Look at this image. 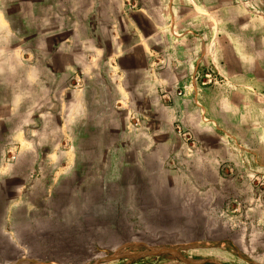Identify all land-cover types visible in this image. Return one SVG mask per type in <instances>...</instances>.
Returning <instances> with one entry per match:
<instances>
[{
	"label": "crops",
	"instance_id": "0c3cea01",
	"mask_svg": "<svg viewBox=\"0 0 264 264\" xmlns=\"http://www.w3.org/2000/svg\"><path fill=\"white\" fill-rule=\"evenodd\" d=\"M7 1L0 4V90L6 95L5 101L7 96L11 101L1 104L0 112L31 111L40 117L44 107L54 112L61 106L58 102L33 109L28 99H22L27 90L21 88V94L16 93V71L25 85L32 87L35 79L48 80L52 95H68L70 100L69 137L61 136L59 120L58 131H53L57 136L53 139H63L60 144L66 149L17 153L18 159L36 161L32 170L38 172L45 160H52L56 161L53 167L57 170L75 176L81 170L94 173L91 182L99 184L101 191L105 185H119L117 190L106 187V193L122 200L118 190L122 195L131 192V206L136 210L143 207V214L150 218L153 212L149 210L170 207V201L188 207L193 196L205 201L203 207L211 206L213 193L219 189L201 180L218 183L220 175L227 172L225 166H243L245 171L253 165L264 169V0H134L136 6L129 12L121 0H100L101 8H93V0H88L90 6L79 22L72 19L66 27L47 26L42 21L35 28L36 32L41 31L39 37L30 27L29 17H23L20 10L10 13L4 8ZM29 1L36 0H19ZM69 1L72 4L74 0ZM111 1L116 2L115 7L110 6ZM62 32L67 34L59 36ZM13 36L21 39V48L41 49L40 54L34 51V69L30 70L28 57L5 56L6 50L14 47ZM36 38L34 44L31 39ZM98 57L116 61L122 75L117 90L129 96L128 108L136 112L135 123L128 119L127 109L115 112L109 105L93 107L88 100L86 81L108 78L102 74L101 78L89 79L97 72ZM211 67L225 80L218 78L201 87L195 84L198 91L175 95L176 89L194 84L193 80ZM75 73L86 76L82 92L67 90L66 83ZM47 85L43 87L48 88ZM163 91L171 94V101L162 98ZM96 108L97 113L106 111L107 117L115 118L94 122L98 119L94 120L93 115ZM112 112L117 114L111 116ZM178 117L198 136L197 151L193 152L172 133L170 122ZM20 128L15 137H23L25 126ZM94 134L104 144L99 154L91 150ZM46 139L50 137L46 135ZM43 144L54 146L45 140ZM79 145L84 147V154ZM28 167L27 163L25 168H18L11 161L5 167L7 177L18 173L27 177ZM46 175L32 180L33 185L26 183L27 178L20 179L18 186L21 190L27 187L26 194H32L36 187L44 188L45 183L51 182ZM125 201L124 206H130ZM119 207L116 203L108 210ZM0 208V242L16 249L15 254L21 253L25 248L23 238L7 232V227H14L16 224L12 223L20 218L17 224L21 230L30 232L33 206H28V201L19 204L11 200ZM139 216L136 214V218Z\"/></svg>",
	"mask_w": 264,
	"mask_h": 264
},
{
	"label": "rangeland",
	"instance_id": "374dc122",
	"mask_svg": "<svg viewBox=\"0 0 264 264\" xmlns=\"http://www.w3.org/2000/svg\"><path fill=\"white\" fill-rule=\"evenodd\" d=\"M3 1L0 0V4L4 3ZM99 1L93 0V8L103 7ZM121 2L124 4L126 12L136 6L134 0H121ZM70 3L69 0H57V2L36 0L24 3H20L19 0H8L4 4V8L10 13L20 10L23 17L27 19L29 17L32 20L30 27L35 31L42 21L47 26L57 24L66 27L72 22V19H77L79 22L78 19L83 17L90 4L88 0H74L72 4ZM110 6L115 7L116 2L111 1ZM40 33L41 31H35L38 37L41 36ZM65 33L67 34V32ZM65 33H59V36H64ZM20 40L13 36L14 47L7 49L5 56L28 57V63L32 66L30 70H32L35 68L32 63L35 59V52L39 53L41 49L38 46L34 49L21 48ZM31 40L37 44L38 38ZM110 58L114 59L115 57L111 56ZM105 60L98 57L99 64L95 67L97 72L91 74L89 79L101 78L102 74L107 75L108 78L104 75V80L86 81L88 83L86 88L89 90V96H86L88 100L92 101L93 107L109 105L115 112L127 109L128 119L135 123L136 112L128 108L129 96H123L117 90V87L121 85L122 75L119 73L116 61ZM206 70L213 73L214 78L202 84L201 82L205 80L203 72ZM18 72H13L16 75L14 83L18 88L16 93L20 95L21 88L23 91L27 90L25 92L27 95H23L22 99H28V104L33 109L43 108L46 104L48 105L46 107H50L51 104L58 102L61 106L57 109L58 111L54 112L46 110L47 108L44 107L45 110L40 112V117L31 111L1 110L0 112V163L2 164L0 166V207L3 203H10L11 200L17 201L19 204L28 201V206L30 204L33 206L30 211L33 217L30 232L21 230L20 224H17L20 218L16 223H12L17 226L10 229L7 227V232L11 231L17 238H23L24 251L15 254L16 249L6 247L5 242H0V264H10L21 256L40 258L61 264H92L97 259H100L97 264H139L136 262L139 257H130L127 254L146 252L154 247L174 248L180 253V256L169 253L147 254L140 256L142 261L147 260L144 264H264L263 168L253 165L252 169H247L246 172L243 166L240 169L238 166H232L233 169L225 166L227 172L220 175L218 183H213L212 179L201 180L211 186L215 185L219 189V192L213 193L209 202L211 206L203 207L205 201L193 196L188 207H181L182 203L179 201H170V207H156L152 211L149 210V212H153L149 218L143 214L145 210L143 207L136 210V207L131 206L133 203L131 192L122 195L121 189L118 190L122 200H117L116 197L111 198L110 192L106 193V187L109 191L117 190V188H121L119 185H105L101 191L98 187L99 184L97 186L91 182L94 173L81 170L75 176L64 171L63 168L61 169L63 171L57 170L56 167H53V163L56 161L52 160H45L37 172L31 167L36 163L34 159L30 158L28 161L18 159L16 155L21 152H33L41 148L43 151L66 149V145L62 143L61 146L60 144L63 139H53L57 137L53 135V131H58L56 125L59 120L61 136L64 139L69 137V111L67 108L70 102L68 95H52L53 90L47 85L48 80L35 79L32 87H29L20 79ZM203 72L201 78L199 77L198 80L194 78V84L187 83L191 84V87L186 93L191 90L198 91L194 89L195 84L201 87L215 83L218 78L225 80L213 67L206 68ZM75 74L70 81H67V90L82 92L86 76L81 73ZM64 82L66 80L61 81L60 84L63 85ZM44 84L48 88L43 87ZM187 84L176 89L175 95ZM103 85H105V89ZM91 91H97V93L94 94ZM161 96L164 100L171 101L172 96L168 91H163ZM5 98L4 91L0 90V106L8 100L11 101L9 96H7V101ZM20 103L19 98V106ZM96 110L97 108L93 110L94 120L95 117L98 119L94 122L115 118L113 115L117 114L112 112L110 115L113 117H107L109 113L106 111L97 113ZM176 123L181 129L188 132L189 140L186 145H191L190 148L193 149V152L197 151L198 136L183 119L178 117L173 119L170 125L172 133L180 142L182 138L175 131ZM44 124L47 127L40 129V125L44 126ZM22 126H25L23 137L20 135L15 137L14 134L21 130ZM46 135L50 139H46ZM93 138L94 144L91 150L99 154L104 150V144L101 143L98 134H94ZM43 140L45 143H53L54 146L44 145ZM80 146L82 145L78 147ZM80 149L77 148L78 151ZM82 151H84L83 146ZM236 151L238 150H233L234 153ZM82 154L84 153L82 152ZM11 161L18 168H25L28 163L27 177H22L19 173L17 176L7 177L8 168L5 170V167ZM222 172H224L223 169ZM45 174H47L45 178L50 176L48 178L51 179V182L45 183L44 188L39 186L37 189L36 187L37 191H33L32 194H26L27 187L21 190L18 186L20 179L27 178L26 183L33 185V181L43 178ZM81 180L83 182L79 184ZM190 193L194 194V192ZM164 195L167 196L168 193H164ZM125 200L129 201L127 204L130 206H124ZM116 203L120 205L117 210H108L112 206L115 207ZM203 211L205 214L202 213ZM136 214L140 215L139 218H136ZM137 241L140 243H136ZM112 254L123 256L105 258Z\"/></svg>",
	"mask_w": 264,
	"mask_h": 264
},
{
	"label": "water",
	"instance_id": "95a60500",
	"mask_svg": "<svg viewBox=\"0 0 264 264\" xmlns=\"http://www.w3.org/2000/svg\"><path fill=\"white\" fill-rule=\"evenodd\" d=\"M162 253H169V254L180 256V253L176 249L169 248V247H154V248H150L149 251H146V252L129 253L127 255L130 257H139V256L147 255V254L154 255V254H162ZM120 256H123V255L112 254V255H109L108 257H105V258H115V257H120ZM105 258H103V259H105ZM99 261H100V259H97L92 264H97ZM26 262L34 263V264H36V262H37V264H40V263H43V264H61V263H57V262H53V261H45L43 259H34V258L23 257V256L14 259L11 264H21V263H26Z\"/></svg>",
	"mask_w": 264,
	"mask_h": 264
},
{
	"label": "built area",
	"instance_id": "2783aa9c",
	"mask_svg": "<svg viewBox=\"0 0 264 264\" xmlns=\"http://www.w3.org/2000/svg\"><path fill=\"white\" fill-rule=\"evenodd\" d=\"M203 77H205V80L201 82L202 84L205 82H209V81H211L212 78H214L213 73H211L210 71H207V70L205 72H203ZM190 87H191V84H187L181 91L178 90L176 92V95L185 94L190 89ZM175 131H176L177 135L182 138L181 139L182 144H186V142L189 140V136L187 135L188 132H185L183 129H181L177 123L175 124Z\"/></svg>",
	"mask_w": 264,
	"mask_h": 264
},
{
	"label": "trees",
	"instance_id": "16d2710c",
	"mask_svg": "<svg viewBox=\"0 0 264 264\" xmlns=\"http://www.w3.org/2000/svg\"><path fill=\"white\" fill-rule=\"evenodd\" d=\"M152 257H155V256H152ZM147 260H141V259H137L136 262L139 263V264H144L146 263Z\"/></svg>",
	"mask_w": 264,
	"mask_h": 264
},
{
	"label": "bare ground",
	"instance_id": "6f19581e",
	"mask_svg": "<svg viewBox=\"0 0 264 264\" xmlns=\"http://www.w3.org/2000/svg\"><path fill=\"white\" fill-rule=\"evenodd\" d=\"M37 263V262H36Z\"/></svg>",
	"mask_w": 264,
	"mask_h": 264
}]
</instances>
